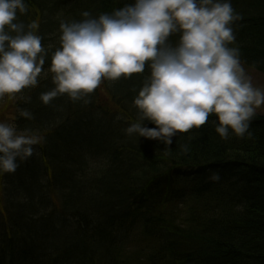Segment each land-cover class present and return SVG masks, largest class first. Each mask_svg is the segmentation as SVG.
Returning <instances> with one entry per match:
<instances>
[{
	"label": "trees",
	"instance_id": "16d2710c",
	"mask_svg": "<svg viewBox=\"0 0 264 264\" xmlns=\"http://www.w3.org/2000/svg\"><path fill=\"white\" fill-rule=\"evenodd\" d=\"M24 2L16 22L26 30L38 23L45 64L37 86L0 100V109L10 107L7 124L41 143L17 159L14 173L0 174V264H264V116L253 117L250 138L230 131L222 139L214 115L167 146L129 136L147 65L131 78L104 80L87 103L63 94L45 105L40 96L55 87L48 69L60 25L135 0ZM231 4L242 19L229 46L264 76V0ZM214 172L219 181L210 179Z\"/></svg>",
	"mask_w": 264,
	"mask_h": 264
},
{
	"label": "clouds",
	"instance_id": "9594fccd",
	"mask_svg": "<svg viewBox=\"0 0 264 264\" xmlns=\"http://www.w3.org/2000/svg\"><path fill=\"white\" fill-rule=\"evenodd\" d=\"M27 11L24 0H0V100L35 87L46 49L36 34L39 25L17 21ZM79 22L62 23L60 47L48 71L55 87L40 96L47 105L58 95L84 99L104 80L150 75L134 98L139 121L126 133L171 145L172 137L217 118L215 131L228 139L251 137L250 123L264 105V89L256 87L240 60L233 24L242 19L231 0H135L134 4ZM179 34L175 45L171 35ZM21 116L31 118L27 110ZM145 120L156 128L143 126ZM38 136L18 134L0 122V174L14 173L17 159L27 160ZM185 152L186 145L182 146ZM170 149V148H169ZM212 181H219L213 173Z\"/></svg>",
	"mask_w": 264,
	"mask_h": 264
},
{
	"label": "rangeland",
	"instance_id": "374dc122",
	"mask_svg": "<svg viewBox=\"0 0 264 264\" xmlns=\"http://www.w3.org/2000/svg\"><path fill=\"white\" fill-rule=\"evenodd\" d=\"M244 68H245L247 75L251 77L253 85L261 89H264V76L251 69H248L246 67ZM9 111H10V107L8 109H3V107H1L0 122L7 123L10 120V117H7L9 116L8 114ZM256 115L264 116V105H262L261 108L256 110Z\"/></svg>",
	"mask_w": 264,
	"mask_h": 264
}]
</instances>
